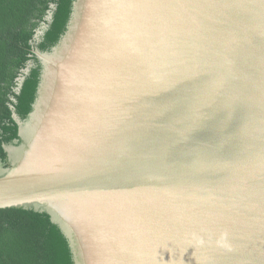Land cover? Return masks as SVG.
<instances>
[{
	"label": "water",
	"instance_id": "1",
	"mask_svg": "<svg viewBox=\"0 0 264 264\" xmlns=\"http://www.w3.org/2000/svg\"><path fill=\"white\" fill-rule=\"evenodd\" d=\"M35 53L0 208L47 212L73 264H264V0H73Z\"/></svg>",
	"mask_w": 264,
	"mask_h": 264
},
{
	"label": "trees",
	"instance_id": "2",
	"mask_svg": "<svg viewBox=\"0 0 264 264\" xmlns=\"http://www.w3.org/2000/svg\"><path fill=\"white\" fill-rule=\"evenodd\" d=\"M73 0H0V161L4 145L18 137L14 112L25 120L32 111L42 73L35 50L50 51L64 34ZM51 12V18L47 16ZM42 32L36 36L37 32ZM29 64V71L23 73ZM23 76L16 91L17 78ZM0 264H73L59 226L45 211L0 208Z\"/></svg>",
	"mask_w": 264,
	"mask_h": 264
},
{
	"label": "flooded vegetation",
	"instance_id": "3",
	"mask_svg": "<svg viewBox=\"0 0 264 264\" xmlns=\"http://www.w3.org/2000/svg\"><path fill=\"white\" fill-rule=\"evenodd\" d=\"M18 90V85H17V87H16V91Z\"/></svg>",
	"mask_w": 264,
	"mask_h": 264
}]
</instances>
